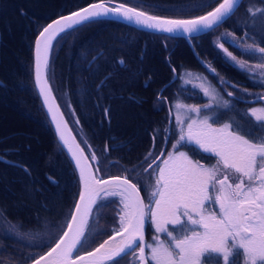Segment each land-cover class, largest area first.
<instances>
[{
  "label": "trees",
  "instance_id": "16d2710c",
  "mask_svg": "<svg viewBox=\"0 0 264 264\" xmlns=\"http://www.w3.org/2000/svg\"><path fill=\"white\" fill-rule=\"evenodd\" d=\"M95 1L101 0H0V264H28L39 256L48 249L40 245L50 235L58 238L57 230L62 231L72 210L78 179L33 86L32 44L47 22ZM219 1L112 0L176 19L201 15ZM202 4L209 6L200 8ZM249 7L264 8V0H242L238 10L245 12L241 27L248 35L262 36L253 40L260 45L264 43V17L254 24L247 13ZM76 27L71 35L61 34L53 41L47 69L53 96L65 110L68 117L62 113L71 131L80 133L82 149L87 147L97 156L101 175H127L135 182L130 172L141 170L146 153L157 152L162 145L166 114L158 95L169 98L184 93L182 98L190 100V93L199 95L197 90L185 83L178 89V78L191 73V77L196 74L212 80L224 76L225 64L212 49L210 31L189 38V44L183 37L143 31L110 19ZM193 53L215 71L207 73ZM101 81L105 86L97 88ZM106 108L110 119L105 116ZM247 108L241 107L233 124L252 130L255 137L254 126L259 122L249 116ZM194 151L192 147L188 152L197 157ZM99 162H113L119 170L105 172L109 164L101 168ZM110 199L119 203L118 198ZM113 218H117L115 212ZM112 229L105 231L110 234ZM105 237H97L93 247ZM132 259L126 256L119 264H131Z\"/></svg>",
  "mask_w": 264,
  "mask_h": 264
},
{
  "label": "snow or ice",
  "instance_id": "6c2138e0",
  "mask_svg": "<svg viewBox=\"0 0 264 264\" xmlns=\"http://www.w3.org/2000/svg\"><path fill=\"white\" fill-rule=\"evenodd\" d=\"M241 2L221 0L205 15L193 19H171L123 3L112 7V0H101L67 16H60L39 32L35 41V84L51 114L60 142L79 170L80 190L62 231L57 230L58 238L50 235L40 245L41 248L48 247V251L33 259L32 264H119L129 255L133 257L131 264H209L210 258L215 260V264H220L221 257L223 264H235L240 250L244 264H264V107L250 110V116L259 122L254 128L260 135L253 137L252 130L244 131L231 120L214 127L219 116L202 115L201 107L178 101L174 107L179 139L172 145L173 151L167 152L166 157L162 153L161 157L154 158L145 169L146 172L151 169L148 174L151 191L146 202L141 197L140 186L129 176L106 178L101 175V169L94 167L97 156L87 157L76 139H69L71 132L63 114L57 119L60 108L52 97L47 79L53 41L61 34L71 35V31L78 30L76 26L86 21L111 15L147 29L183 33L195 39L194 33L213 31L235 15ZM208 6L202 4L199 7ZM247 13L255 24L258 18L264 17V8L249 7ZM217 46L240 68L264 72V46L246 45V52L260 54L261 62L254 65L238 59L223 43ZM209 70L215 71L210 66ZM188 75L192 76L191 73ZM180 78L185 84L192 83L208 98L203 109L222 108L225 111L220 115L232 111L231 103L220 95L206 76L195 77L202 81L200 83ZM261 82L264 83V79ZM103 86L105 81H101L97 88ZM227 95L231 97L233 92L229 91ZM181 111L195 116L185 117ZM104 113L110 119V109H104ZM191 145L216 157L215 165L205 167L190 159L187 151L180 150ZM110 150L113 149L106 148V151ZM24 170L28 171L27 168ZM110 198H118L119 201L118 227L113 226L111 234L97 231L95 227L101 218V210L116 203ZM149 221L155 232L165 234L167 240L156 235L153 237L155 244L145 241ZM102 236L107 238L93 247L96 238ZM89 248L91 250H87Z\"/></svg>",
  "mask_w": 264,
  "mask_h": 264
},
{
  "label": "rangeland",
  "instance_id": "374dc122",
  "mask_svg": "<svg viewBox=\"0 0 264 264\" xmlns=\"http://www.w3.org/2000/svg\"><path fill=\"white\" fill-rule=\"evenodd\" d=\"M242 13L244 12H241V11H237L235 13L234 18H229L227 22H229L232 26L233 24V29H239L241 27V17L242 16H245V14L243 15ZM263 22H261L262 24ZM247 24V23H246ZM247 27H250L248 25H246ZM244 27V25L242 26ZM259 29V28H258ZM218 35L214 36V37H211L210 41L213 42L218 40L220 42H222L221 40V37L226 35V31L224 30H219L217 31ZM257 32V31H255ZM264 32V31H263ZM216 33V32H215ZM218 36V37H217ZM251 36V35H250ZM259 34L256 33L254 34L253 36L251 37H255V38H258ZM246 37V41H248L247 39L249 38L248 35L245 36ZM197 76H200V75H197ZM196 74H194L193 77H185L184 79H190L193 81V83H200L202 81H197L195 79V77H197ZM180 77H183V76H180ZM200 77H203V76H200ZM172 81V80H171ZM208 81L214 85L217 90L220 92V95L225 99V100H228L229 102L231 101V99H228L227 98V95H226V90H228V87H227V84L224 83V81H222V79H219L217 76H216V80L213 82L212 80L208 79ZM218 82V83H217ZM183 83H184V80H182L181 78H178V83H176L178 89H182L181 87L183 86ZM185 85H188L190 88H194L195 90H197L198 92V96H194V95H190L189 96H193L190 100L187 99V100H184L182 98V96H184L185 94L184 93H181V95L179 94H174L172 96H170L169 98H167V105L164 103L163 101V104L164 105V108H165V118H166V126L165 128L162 130V133H163V138H162V145L161 147L157 150V152H151L152 155L150 156L151 158L153 157V159L155 157H161V154L163 153V155L166 157L167 155V152L169 151H173L172 149V145L176 143V140L179 139V125H177L176 123V115H177V110L175 109L174 105L179 101V102H182V103H185V104H189V105H195L196 103H201V100L204 101L205 103H208V98L207 97H204L203 96V93L199 90V88H196V87H193V84L192 83H189V84H185ZM186 86V87H188ZM188 93H190L189 91H187ZM255 93L252 94V92H248V91H245V94L242 92L239 93H236L235 96L237 98L241 97L243 99H246V98H251L253 97ZM58 96V99H59V102L62 103V98L60 97L59 98V95L57 94ZM162 95H158V97H160ZM169 96V95H168ZM188 96V98H189ZM226 96V97H225ZM158 97L156 99H158ZM161 99V98H159ZM250 101H254V102H251V104H247V110H248V113H249V116H250V110L251 108H262L264 107V100H262V98L260 97H254V98H251L249 99ZM57 103V102H56ZM205 103H203L202 105H204ZM57 105L59 106V104L57 103ZM160 104L158 103V106ZM167 106L169 107L167 109ZM196 106V105H195ZM60 111L61 113L63 112L64 115H65V110L59 106ZM170 113V116H168V112ZM225 110L224 109H218V110H211V109H203V106H202V115L203 114H208L212 117H216V116H219V120L218 122L214 125V127H220L222 126L225 122H228L229 120H231L232 122L236 121L237 120V117L236 116V113H233V112H227L226 115H220L221 112H224ZM62 113V114H63ZM181 115L187 117V116H195V114L193 113H186V112H183L181 111ZM65 117H68L65 115ZM251 117V116H250ZM255 122H257L255 120L254 117H251ZM67 119V118H66ZM68 121V120H67ZM236 126V125H235ZM238 127V126H236ZM72 129V128H71ZM73 131V129H72ZM74 133V137L76 139V141L78 142L80 140V142H82V138H81V135L79 132H72ZM174 137V138H173ZM176 137V138H175ZM79 143V142H78ZM80 144V143H79ZM81 146V145H80ZM85 146V145H84ZM86 147V146H85ZM195 148L196 150H199V151H194L192 154H194L195 156H197V153H201L200 155L198 154L197 157H193V155H191L188 151L190 148ZM82 148V147H81ZM85 150V154L87 155V157H90L91 154L89 153V150H87V147L84 148ZM180 150L182 151H187V154L189 155V158L192 159L194 162L195 161H198L199 163L203 164L205 167H211L213 165H215L216 163V157H214L212 154L210 153H204L201 149H199L197 146L195 145H191L189 148H181ZM193 150V149H192ZM149 153V152H148ZM148 153H146V156L148 157L147 158V162L145 163L144 167L141 169V170H135V171H131V175L130 177L132 179L135 180V182L138 184V186H140V188L142 189L141 191V197L143 199H145V201L147 202V199H148V196H149V193L151 191V187L149 186V182H148V172L145 171V169H148V165L149 163H151V159L149 158V155H147ZM159 162V161H157ZM92 163V162H91ZM100 164V167L103 168L105 165L104 164H109L108 166L105 167V172H109V171H117L119 170V167L117 164L113 163V162H104V164H102L101 162H99ZM112 165H115L114 167ZM94 167H97V163L95 164ZM114 171V172H115ZM104 172V173H105ZM235 175V174H233ZM154 183V181H153ZM216 211H218V208H216ZM114 212L116 213L117 215V218L119 219V216H118V212H119V203L116 205L114 204H111L109 207L105 208L104 210H102L100 212V220L98 222V224H95V227L97 229V231H105V230H110V228H113V226H116L118 225V219L116 218V220L113 218V215H114ZM69 218V217H68ZM168 227H172L171 225H169ZM111 234V233H110ZM156 235H159L160 238L162 240H167V237L165 234H157L155 232V228L153 225H151V222L149 221L146 229H145V241L147 243H150V244H155L156 241L153 240V237L156 236ZM93 236H96V233L93 232ZM107 238V237H105ZM104 238V239H105ZM147 251V250H146ZM131 256V255H130ZM209 264H215V260L210 258L209 259ZM220 264H223V259L221 257L220 259ZM235 264H244V257H243V254H242V250H240V256L235 258Z\"/></svg>",
  "mask_w": 264,
  "mask_h": 264
},
{
  "label": "flooded vegetation",
  "instance_id": "af4514ba",
  "mask_svg": "<svg viewBox=\"0 0 264 264\" xmlns=\"http://www.w3.org/2000/svg\"><path fill=\"white\" fill-rule=\"evenodd\" d=\"M243 14V13H242ZM245 14V12H244ZM243 14V15H244ZM233 24L227 22L221 29L219 30H224L226 31V35L221 37L222 42L216 40L212 44V49L216 52L218 55H220L222 61L225 64V71L226 73L222 77H218L219 79H222L224 83L227 84L228 90H226V95L229 91L233 92V96H228V99H231L230 103L232 105V111L233 113L240 114L241 113V107L247 106V104H251L249 99L254 98V97H260L262 100H264V83H262V79H264V72H261L258 69H250V68H240L238 65H236L232 60H230L225 53L217 46L218 43H223L224 47L228 49V51L232 52L233 55H235L238 59H242L245 61L246 64L248 65H254L256 63H260V54L259 53H254V52H246L245 48L247 44H253L254 46H264L263 44L257 45L253 40L254 37H251L248 35L247 32L244 31V27H240L239 29H233ZM219 30H213L210 31L212 33L210 36L214 37L218 35L217 31ZM216 32V33H215ZM228 33H231V35H228ZM246 35H248V41H246ZM218 37V36H217ZM262 37V36H258ZM261 40L264 39L261 38ZM211 60L213 61L214 56L211 52L210 54ZM227 68V69H226ZM213 71H211L209 74H212ZM226 75V77H225ZM175 78V77H174ZM212 80H216V76L212 78ZM218 83V82H217ZM245 94V91L255 93L253 97L251 98H246L243 99L241 97L237 98L235 96L236 93L242 92ZM191 95V93H190ZM226 97V96H225ZM160 100L164 101V103L167 105V98L164 96H160ZM205 103L204 101L201 100V103H196L195 105L198 107L202 108V104ZM164 104V105H165ZM243 104V106H242ZM165 105V106H166ZM169 107L167 106V109ZM169 110V109H168ZM255 129V128H254ZM260 132L256 131L255 137L259 136ZM174 138V137H173ZM176 138V137H175ZM199 151V150H198ZM201 153H199L200 155ZM235 175H233V178ZM216 210V209H215ZM151 264V262H149Z\"/></svg>",
  "mask_w": 264,
  "mask_h": 264
},
{
  "label": "water",
  "instance_id": "95a60500",
  "mask_svg": "<svg viewBox=\"0 0 264 264\" xmlns=\"http://www.w3.org/2000/svg\"><path fill=\"white\" fill-rule=\"evenodd\" d=\"M99 2H101V1L90 2V3L86 4V5H83L82 7H79V8H77V9L73 10V11H70V12L65 13V14H62V15H63V16H67V15L71 14L72 12H75V11H77V10H80V9L84 8V7H87V6L90 5L91 3H99ZM220 2H221V0H220L218 3H220ZM218 3H217L212 9H210L209 11H212L216 6H218ZM116 4H118V3H114V2H112V3H111V6H112V7H115ZM209 11H207V12H209ZM207 12H205V13H203V14H201V15L195 16V17H199V16H202V15H205ZM62 15H59V16L53 18L52 20H50L49 22H47V23H46V24H45V25H44V26L38 31V33L36 34V36H35V38H34V40H33V44H32V81H33V86H34V88H35V90H36V92H37V95H38V97H39V100H40L41 106H42V108H43V111H44V113H45V115H46V117H47V119H48V121H49V123H50V125H51V127H52V130H53V133H54L55 139H56L57 143L59 144V146H60V147L62 148V150L64 151V153L66 154V156L68 157V159L70 160V162L72 163L73 168H74V170H75V172H76L77 179H78V192H77L76 199H75V201H76V200L78 199L79 190H80L79 170L76 168V166H75V161L72 160V158H71V154L67 151V148L64 147V145L60 142L59 137H58V135H57V133H56V130H55V125L53 124L52 119H51V114L47 111V108L45 107V105H44V103H43V99H42V97L39 95V91H38V89H37V87H36V84H35V41H36V38H37V36L39 35V32L42 31L44 27H47L48 24H50V23H52L54 20L60 18V16H62ZM159 17H161V16H159ZM195 17L185 18V19H193V18H195ZM162 18H167V17H162ZM98 19H110V20H115V21H118V22L124 23V24H126V25H129V26H131V27H133V28L139 29V30L148 31V32H152V33H160V34H165V35L174 36V37H183V38H185V39L187 40L188 43H190V42H189V37H188V36H185L183 33H164V32H159V31H156V30H154V29H147V28H144V27L138 26V25H136V24H134V23H131V22L125 21V20H123V19L120 18V17L111 16V15L108 16V17H101V18H98ZM171 19H176V18H171ZM86 22H88V21H86ZM84 23H85V22H84ZM78 26H79V25H78ZM205 31H207V30H205ZM205 31H201V32H199V33H194L193 36L199 35V34L205 32ZM193 55H194V57L196 58V60L198 61V63H199L201 66H203L208 72H211V71L209 70V68L206 66V64H205V63H204V62H203V61H202V60H201V59H200L195 53H193ZM173 77H174V73L172 74V78H171V80L173 79ZM52 97H54L53 94H52ZM51 99H52V98L50 97V100H49L50 103H51ZM56 105H57V103H56ZM60 114H62L61 111H60V113H57V114H56L58 120H59ZM63 117H64V116H63ZM64 121H66L65 118H64ZM68 130L71 132V137H69V139H71L72 137H74V135H73L72 131L70 130L69 126H68ZM74 138H75V137H74ZM76 142H77V141H76ZM77 143H78V142H77ZM85 155H86V154H85ZM89 163H91L90 160H89ZM151 163H152V162H151ZM106 178H107V177H106ZM74 204H75V202H74ZM74 204H73V207H74ZM72 209H73V208H72ZM105 239H106V238H105ZM101 242H102V241H101ZM47 251H48V249H47L45 252H47ZM45 252H43V253L40 254V255H43ZM40 255H39V256H40ZM39 256H37L36 258H38ZM32 261H33V260H32ZM32 261H30L28 264H32Z\"/></svg>",
  "mask_w": 264,
  "mask_h": 264
}]
</instances>
